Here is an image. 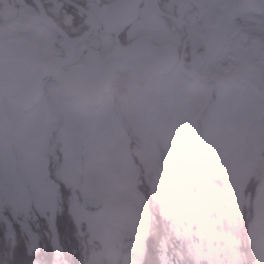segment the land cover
Returning <instances> with one entry per match:
<instances>
[{
	"label": "rangeland",
	"instance_id": "374dc122",
	"mask_svg": "<svg viewBox=\"0 0 264 264\" xmlns=\"http://www.w3.org/2000/svg\"><path fill=\"white\" fill-rule=\"evenodd\" d=\"M235 99L194 90L159 112L57 99L0 114V213L47 206L60 215L68 200L87 264H141L160 198L197 259L238 264L223 223L245 207L251 264H264V112Z\"/></svg>",
	"mask_w": 264,
	"mask_h": 264
},
{
	"label": "flooded vegetation",
	"instance_id": "af4514ba",
	"mask_svg": "<svg viewBox=\"0 0 264 264\" xmlns=\"http://www.w3.org/2000/svg\"><path fill=\"white\" fill-rule=\"evenodd\" d=\"M89 2L0 0L5 120L10 110L52 108L57 99L118 113L159 112L194 90L234 96L236 107L247 102L264 112V0H148L166 13V25L145 21L141 8L125 17L129 27L119 37L74 7ZM91 2L107 8L112 0ZM60 85L92 105L60 94Z\"/></svg>",
	"mask_w": 264,
	"mask_h": 264
},
{
	"label": "snow or ice",
	"instance_id": "6c2138e0",
	"mask_svg": "<svg viewBox=\"0 0 264 264\" xmlns=\"http://www.w3.org/2000/svg\"><path fill=\"white\" fill-rule=\"evenodd\" d=\"M74 7L82 16H91L98 30H111L117 37L129 27L125 17L135 16L141 8L144 9L145 21L166 25V13L158 5L153 9L148 0H112L107 8L96 7L90 0L86 9L81 5ZM58 216L59 213L47 206H42L35 213H0V264H9V257L15 264H61ZM42 223L45 227L43 232ZM34 256L39 259L32 261ZM73 264H78V261L74 260Z\"/></svg>",
	"mask_w": 264,
	"mask_h": 264
},
{
	"label": "trees",
	"instance_id": "16d2710c",
	"mask_svg": "<svg viewBox=\"0 0 264 264\" xmlns=\"http://www.w3.org/2000/svg\"><path fill=\"white\" fill-rule=\"evenodd\" d=\"M250 181L254 183L255 178L251 177ZM148 187L149 185H147ZM60 188L63 191L62 194L68 191L66 185H62ZM159 199L156 200V207L151 213L153 234L151 231L147 237L146 246L141 256V264H161L163 259L168 264H210L206 258L197 259L194 247L189 246L184 238L177 235L174 230V221L163 212V205ZM67 206H69L68 200H65V206L63 209L60 208V215L58 216L60 245H63L61 264L67 262L73 264L74 260L78 261V264H87L86 239L79 232L77 223ZM245 211L246 208L244 207ZM244 212L223 223V229L229 231L227 234L237 239L234 246L239 254L240 262L238 264H251L254 260V253L251 249V239L248 233L250 215H245ZM44 230L45 227L42 223L41 231ZM22 243L21 241L20 244L22 245ZM229 243L226 242V244ZM8 259H10L9 264H14L12 258L9 257ZM38 259L39 257L35 256L31 258L32 261Z\"/></svg>",
	"mask_w": 264,
	"mask_h": 264
},
{
	"label": "water",
	"instance_id": "95a60500",
	"mask_svg": "<svg viewBox=\"0 0 264 264\" xmlns=\"http://www.w3.org/2000/svg\"><path fill=\"white\" fill-rule=\"evenodd\" d=\"M74 73H75L74 71L70 72L69 73V78H72L74 76ZM8 81H9L8 77H6V76L0 77V90H2V92H4L5 94H7V91L5 89H7V87H8ZM27 94L30 95L31 97L34 95L32 91L27 92ZM60 94H62V95L64 94L65 96H69L71 94L73 96H76V97L80 98L85 104L92 105L89 97L87 98V96L85 94H80V93L76 92L72 87L70 89V92H68V91L65 92L63 90L62 85H60ZM27 104L28 103H25L24 106H26Z\"/></svg>",
	"mask_w": 264,
	"mask_h": 264
}]
</instances>
